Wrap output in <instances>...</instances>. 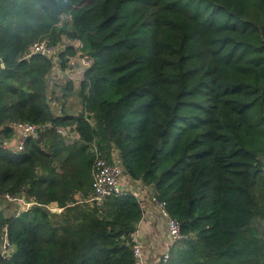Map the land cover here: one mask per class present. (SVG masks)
I'll list each match as a JSON object with an SVG mask.
<instances>
[{"label":"trees","instance_id":"1","mask_svg":"<svg viewBox=\"0 0 264 264\" xmlns=\"http://www.w3.org/2000/svg\"><path fill=\"white\" fill-rule=\"evenodd\" d=\"M44 38L62 49L25 58ZM79 48L93 64L63 97L83 110L57 114L48 76ZM0 57V195L37 201L0 205V264H137L136 193L82 201L94 145L180 222L159 264H264V0H0ZM18 121L50 125L14 152Z\"/></svg>","mask_w":264,"mask_h":264},{"label":"built area","instance_id":"2","mask_svg":"<svg viewBox=\"0 0 264 264\" xmlns=\"http://www.w3.org/2000/svg\"><path fill=\"white\" fill-rule=\"evenodd\" d=\"M77 45L82 46V43ZM58 49L59 46L53 45L50 39L44 38L33 43V45L30 47L29 52L26 53L25 58H30L35 54L54 57ZM71 60L70 63L74 64V68L67 69V72H73L76 69V72L84 73V71L87 68L91 67L93 64V59L91 58V56L84 53L80 48L77 54L78 63L76 64L75 62H71ZM2 64L4 63L0 57V65L2 66ZM49 125L50 124H35L28 121L13 122L12 126L16 132V144L14 145L16 150L14 152H21L22 150H24L26 141L29 138H39ZM69 130V127L59 128V132L65 137V139L69 137ZM75 132L77 133V131ZM4 146L8 147V145L6 144ZM94 152L95 160L92 170V189L90 195L86 199H84V202H87L92 206L96 205L99 208H103L106 200L109 197H119L130 194L132 192H135L137 195L136 189L128 187L124 182L125 170L120 162L117 160L114 164L109 163L96 145H94ZM138 184H142V186L137 187V189L139 188L144 191L145 185L141 182H138ZM3 197H5L7 201L19 203L21 205V211H27L31 209L33 205L35 206L37 204L35 198L28 199L26 195H14L7 193ZM151 201L154 203V206L159 212V215L166 221L169 244L167 250L163 253L161 258H159V261H168L171 253V247L182 241L185 236L181 231L180 222L170 214L167 202L165 200H160L154 192L151 195ZM47 207L51 209L49 207V204L47 205ZM54 211H62V208L59 207V209H55ZM137 230L132 234V238L134 241L133 252L136 257L137 264H145L146 260L144 255V248L142 246L140 238L138 237ZM2 247L3 256H9L12 252V244L7 232L5 233V239Z\"/></svg>","mask_w":264,"mask_h":264},{"label":"rangeland","instance_id":"3","mask_svg":"<svg viewBox=\"0 0 264 264\" xmlns=\"http://www.w3.org/2000/svg\"><path fill=\"white\" fill-rule=\"evenodd\" d=\"M67 18V17H66ZM64 40V39H63ZM65 41V42H64ZM64 41H61L60 43H66L67 40L65 38ZM59 49H62L59 48ZM58 51V50H57ZM74 60V61H73ZM71 62H75L76 64L78 63L77 56L73 57ZM74 64L69 63V66L65 69L62 70L60 68V65H54V68L50 72L48 76V81H49V88H48V97H49V102L52 106V109L55 113L60 114L62 111V107L65 104L66 109H68L71 113L73 114H78L81 113L83 108L81 105V99L78 95L76 94H70L68 97L64 98L63 93H64V87L66 83L69 80H72L76 83V86H79L80 81L82 80L81 74L76 72V69L73 72H67V69H73ZM77 137V133L73 128H70L69 130V137L65 139L67 143H72ZM16 136H14L11 139H7V141H4L3 144L8 145V149H11L15 151V141ZM137 187H140L137 185ZM146 188V186H145ZM148 191V190H147ZM153 191V190H152ZM79 198V196H77ZM81 199V197L79 198ZM84 201V199H82ZM0 205L3 210V212L6 215L17 213V212H23L21 211V205L17 202H11L7 201L3 196L0 195ZM49 207L51 209H59V205L57 203H50ZM50 209V210H51ZM52 210V211H54ZM55 212H61V211H55ZM164 250H160L159 252H156L155 254H152L149 257V264H159V258L163 255ZM145 255V254H144ZM156 259V260H155Z\"/></svg>","mask_w":264,"mask_h":264},{"label":"crops","instance_id":"4","mask_svg":"<svg viewBox=\"0 0 264 264\" xmlns=\"http://www.w3.org/2000/svg\"><path fill=\"white\" fill-rule=\"evenodd\" d=\"M77 73L81 74L83 77V72ZM124 182L128 187L136 189L141 206L143 208V217L138 223L137 232L144 248L146 260L145 264H149V257L152 254H155L160 250H164L165 252L168 248L169 237L167 235L166 221L159 215L154 203L151 201V195L153 193L151 187L146 186L144 191L139 188L137 189L138 182L132 181L127 174L124 176ZM138 185L142 186V184Z\"/></svg>","mask_w":264,"mask_h":264},{"label":"water","instance_id":"5","mask_svg":"<svg viewBox=\"0 0 264 264\" xmlns=\"http://www.w3.org/2000/svg\"><path fill=\"white\" fill-rule=\"evenodd\" d=\"M2 66H4V64H2ZM166 130H167V129H164V133H166ZM124 173L126 174V171H124Z\"/></svg>","mask_w":264,"mask_h":264}]
</instances>
